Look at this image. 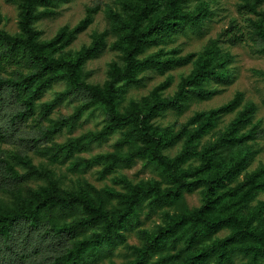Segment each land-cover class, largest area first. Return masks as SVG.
<instances>
[{
    "label": "trees",
    "instance_id": "1",
    "mask_svg": "<svg viewBox=\"0 0 264 264\" xmlns=\"http://www.w3.org/2000/svg\"><path fill=\"white\" fill-rule=\"evenodd\" d=\"M20 1L24 9L23 34L14 36L0 31V140L12 136V131L3 124L5 118L9 117L15 122L29 117L35 112L36 101L54 82L67 80V88L44 102L43 113L49 115L76 91L85 94L87 100L72 114L56 120L48 132L60 130L67 123L75 126L91 105L102 106L108 121L101 130L70 137L60 145L63 159L81 150L86 142L105 139L117 129L127 127L119 143L135 138L140 142L135 148L126 153L110 151L83 158V165L89 167L105 162L103 169L107 172L119 162L129 163L136 157H146L158 164L175 186L163 189L157 180L133 184L123 178L127 191L106 190L110 197L117 198V205L111 208L106 206L103 196L96 199L88 192L64 191L56 182L23 192L20 186L24 180L39 172L23 156H18L17 160L27 169L25 172L19 171L0 146V188L13 189L15 193L13 203L0 202V264H82L88 255H96L104 245L113 247L125 241L122 230L138 218V209L146 199L153 206L181 196L184 189L192 188L194 181L189 177L197 175L199 171L210 176L208 187L216 189L246 169L253 154L248 141L256 138L259 130L256 127L242 130L252 121L255 103L251 102L240 109L217 141L206 144L202 150L196 148L195 142L217 124L221 115L238 108L242 101L241 92L218 107L196 112L189 120V123L196 124L195 128L189 131L183 150L173 157L166 155L163 148L173 143L175 137H168L166 130L160 131L151 119L161 110L181 107L191 95H211L215 90L204 86L211 79H228V63L232 55L222 50L220 41L233 44L251 38L257 50L264 52V17L253 21L247 31L239 24L231 23L198 54L193 52L169 58L153 53L139 57L149 45L165 40L187 25L199 26L209 11L203 6L187 9L190 0H120L125 14L111 8L107 13L112 29L118 35L112 46L122 52L125 63L118 65L113 62L111 78L105 86H100L83 78L82 67L87 58L97 55L105 46L107 31L95 32L93 41L74 57L53 56L54 51L68 45L79 31L91 23L94 8L74 27L65 25L53 38L40 40L32 24L54 13L53 7L60 0ZM262 2L242 0L239 8L246 13H261L258 7ZM37 4L46 8L37 10ZM190 60H193L194 67L179 83L173 96H162V90L171 83V78H168L153 89L144 107L133 103L125 111L119 109L120 81L135 82L139 80L138 72L141 70H163L173 63L183 64ZM6 65H16L17 68L6 76L3 74ZM22 65L29 70L25 72L19 69ZM226 148L234 149V152L225 155L223 150ZM195 154L200 155L201 165L196 168L183 167ZM263 190L264 164L224 192L214 190L216 196L206 204L169 214L165 226L158 232L143 231L144 243L131 246L135 258L126 264H147L153 253L163 252L170 244L177 245L184 238L187 241L185 247L175 253H161L157 263L172 260L173 264H233L235 255L240 253L247 256L242 264H260L264 259V216L260 224H255V220L263 214L264 201L259 202L249 215L244 214L242 209ZM80 206L84 213L71 221L59 222L54 218L56 210H73ZM96 224H100L101 228L71 242L80 232ZM223 226L231 229L227 235L206 245L195 246L201 238Z\"/></svg>",
    "mask_w": 264,
    "mask_h": 264
},
{
    "label": "rangeland",
    "instance_id": "2",
    "mask_svg": "<svg viewBox=\"0 0 264 264\" xmlns=\"http://www.w3.org/2000/svg\"><path fill=\"white\" fill-rule=\"evenodd\" d=\"M241 1L190 0L187 9L203 6L209 11L201 24L197 27L187 25L185 29L173 33L165 40L149 45L139 57L153 53H160L162 57L169 58L181 57L193 52L198 54L205 49L211 39L219 37L224 30L229 28L231 23L239 24L243 30L247 31L253 21H258L264 17V0L258 7L261 13L257 14L241 11L239 8ZM45 8L46 6L37 4V10ZM53 8L54 13L34 21L32 24L38 32L40 40L53 38L65 25L71 28L74 27L90 13L91 8H94L91 23L79 31L68 45L54 51L53 56L74 57L93 41L95 32L107 31L105 46L97 55L87 58L82 67L83 78L87 82L105 86L111 78V64L116 62L118 65H124L125 63L122 52L112 46L118 39V35L113 31L107 13L108 9L111 8L125 14L121 1L60 0ZM23 12L22 1L0 0V31L14 36L22 35L24 32L22 27ZM219 44L223 51H228L232 55V59L228 63V79L225 81L211 79L204 86L207 89L215 90L214 93L207 97L191 95L183 101L181 107H170L159 111L152 117L151 122L160 131L166 130L168 137H175L173 143L163 148L166 155L173 157L183 150L189 131L195 128L196 124L189 123V120L196 112L218 107L232 99L238 92H241L242 101L238 108L221 115L217 120V124L204 132L195 142L197 143L196 148L202 150L206 144L217 141L221 133L228 129L230 122L236 117L238 111L251 102L255 103L256 110L252 121L242 130L246 131L251 127H256L259 130L256 138L248 141L253 154L246 169L233 180L227 181L224 185H219L216 189L208 187L211 182L209 180L210 176L199 171L197 175L189 177L190 180L194 181L192 188L184 189L181 196L162 201L153 206L149 203V199H146L138 209V218L122 230L125 234V241L119 242L113 247L104 245L96 255H88L82 264L128 263L135 258L131 246H140L144 243L143 231L158 232L165 226L169 214L190 210L206 204L209 199L216 196L213 193L214 190L218 193L224 192L264 164V52L257 50V45L254 44L251 38L233 44L228 41H220ZM193 67V60L183 64L173 63L172 66L163 70L148 68L139 71L138 81L129 83L120 81L119 109L125 111L133 103L144 107L147 100H150L153 89L168 78H171V83L162 90V96H173L178 90L179 83L190 74ZM15 68H17L16 65H6L3 74L9 76ZM19 69L25 72L29 70L26 65L20 66ZM68 85L67 80L54 82L36 101L35 112L29 117L17 119L15 122L9 117L3 120L4 126L12 131L11 137L0 140V146L5 150V156L13 160L16 168L21 172H25L27 168L18 162V156H23L30 161L39 172L29 175L24 180L20 186L23 192L56 182L64 191L88 192L96 199L103 196L106 206L111 208L117 205V198L110 197L106 190L127 191L128 187L123 178L133 184L141 181L157 180L161 183L163 189L175 186V183L163 172L162 168L146 157H136L135 160L129 163L119 162L107 172L103 169L105 162L96 163L89 167L83 165L81 162L83 158L110 151L126 153L135 148L140 143L135 138L119 143V139L124 136L123 132L127 127L117 129L105 139H93L86 142L81 150L75 151L68 159H63L60 156L62 154L59 151L60 145L70 137H77L88 132H97L108 121L107 113L102 106L91 105L84 111L75 126L67 123L60 130L48 132L56 120L72 114L79 105L87 100L85 94L76 91L58 104L49 115H45L43 113L44 102L52 99L58 91L67 88ZM233 150L226 148L223 152L225 155H229L234 152ZM201 163L200 155L195 154L182 166L196 168ZM14 200L15 193L13 189L0 188V202L11 204ZM261 201H264V190L259 191L242 209V212L249 215L251 210ZM83 213L84 210L81 206L73 210H56L54 218L59 222L71 221ZM263 216L264 211L261 217L255 220V224H260ZM100 228V224L88 227L71 239V242L76 238L91 235ZM230 230V227L223 226L210 235L201 238V241L195 246L206 245L216 238L227 235ZM186 242L184 238L177 245L170 244L163 252L153 253L147 264H173L172 260L164 263H157V260L161 253H175L181 247H185ZM55 245L58 246L59 244L56 242ZM178 259H181V257ZM245 260H247V256L237 253L233 264H242ZM260 264H264V259Z\"/></svg>",
    "mask_w": 264,
    "mask_h": 264
}]
</instances>
